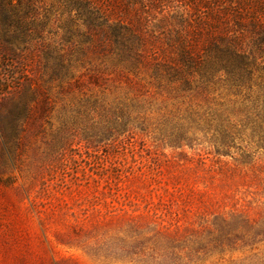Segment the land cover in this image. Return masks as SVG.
I'll use <instances>...</instances> for the list:
<instances>
[{
	"label": "trees",
	"instance_id": "trees-1",
	"mask_svg": "<svg viewBox=\"0 0 264 264\" xmlns=\"http://www.w3.org/2000/svg\"><path fill=\"white\" fill-rule=\"evenodd\" d=\"M40 10L62 31L41 50L49 82L83 91L70 113L85 129L120 134L137 123L171 147L207 143L238 172H253L264 157V0H0V27L40 41L47 20L33 34L23 21ZM0 51L26 66L23 49ZM27 83L10 82L18 91ZM16 114L0 119L29 115ZM21 131L0 127V137L12 142ZM259 209L197 229L130 217L111 225L94 255L123 264H264V203Z\"/></svg>",
	"mask_w": 264,
	"mask_h": 264
},
{
	"label": "rangeland",
	"instance_id": "rangeland-1",
	"mask_svg": "<svg viewBox=\"0 0 264 264\" xmlns=\"http://www.w3.org/2000/svg\"><path fill=\"white\" fill-rule=\"evenodd\" d=\"M45 19L40 41L24 43L20 28L0 27V49H23L26 60L22 73L0 51V100L13 95L0 115L29 114L0 119V127L22 126L17 140L0 137V264H123L102 261L94 248L130 217L170 229H197L236 211L257 217L264 157L253 172H238L232 157L217 159L207 143L171 147L137 123L120 134L85 129L70 113L83 91L63 92L45 69L41 50L59 41L57 21L42 10L23 21L33 34ZM18 79L31 83L18 91L10 84Z\"/></svg>",
	"mask_w": 264,
	"mask_h": 264
}]
</instances>
